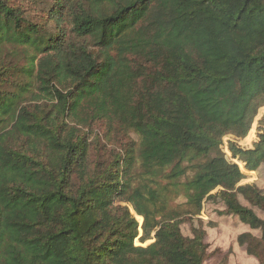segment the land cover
Segmentation results:
<instances>
[{
  "label": "trees",
  "instance_id": "1",
  "mask_svg": "<svg viewBox=\"0 0 264 264\" xmlns=\"http://www.w3.org/2000/svg\"><path fill=\"white\" fill-rule=\"evenodd\" d=\"M263 106L264 0H0V264H205L204 202L264 264Z\"/></svg>",
  "mask_w": 264,
  "mask_h": 264
},
{
  "label": "rangeland",
  "instance_id": "2",
  "mask_svg": "<svg viewBox=\"0 0 264 264\" xmlns=\"http://www.w3.org/2000/svg\"><path fill=\"white\" fill-rule=\"evenodd\" d=\"M263 117L264 106L258 111L252 128L246 138L237 142L238 146H240L241 148H251L252 142L257 141V136L260 132L258 121ZM69 125L75 126L73 124ZM75 127L78 128V134L80 138L86 139L88 142L107 148L115 156V160L116 162H118V164L115 166V169H119V167L120 169L122 168V161L125 154L123 152V149L117 143L108 142L107 140H105L100 129H95L89 132L85 128L79 126ZM230 141L231 138L229 136L224 137L223 144L221 146V152L229 161L231 159V154L228 150V143ZM109 144L116 145L122 151V156L117 155L115 152H113ZM238 165L243 171V165H240L239 163ZM243 174L245 175V179L241 182L240 185H247L251 184L253 181H256L257 186L264 191V167L259 169L258 172L248 173L243 171ZM241 203L245 204L242 200ZM114 206L124 207L130 212L128 204L115 203ZM221 208L222 206L218 202H204L202 211L199 216L191 218L187 214L180 215L177 223L181 229L182 234L187 237L191 236V226H196L199 221H201V223L203 224V228L206 231L205 242L208 245L209 254L205 264H257L255 259L249 257L245 253L244 249L239 247L236 243V237L247 230V228H245L246 226L239 222L233 216H220L219 213L221 212ZM256 213L260 218L264 219V216L260 211L256 210ZM133 216L136 217L135 214ZM159 229L160 227L158 226L152 234L151 240L144 244H140L138 239H136L134 241L135 245L147 246L151 244ZM257 233L258 232L254 231L252 234L257 235Z\"/></svg>",
  "mask_w": 264,
  "mask_h": 264
}]
</instances>
